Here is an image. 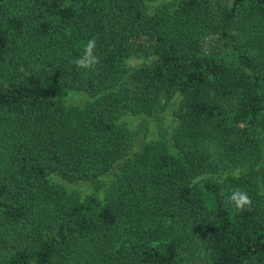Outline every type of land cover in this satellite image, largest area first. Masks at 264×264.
<instances>
[{
  "label": "trees",
  "instance_id": "trees-1",
  "mask_svg": "<svg viewBox=\"0 0 264 264\" xmlns=\"http://www.w3.org/2000/svg\"><path fill=\"white\" fill-rule=\"evenodd\" d=\"M151 1L0 0V264H264V0Z\"/></svg>",
  "mask_w": 264,
  "mask_h": 264
},
{
  "label": "rangeland",
  "instance_id": "rangeland-1",
  "mask_svg": "<svg viewBox=\"0 0 264 264\" xmlns=\"http://www.w3.org/2000/svg\"><path fill=\"white\" fill-rule=\"evenodd\" d=\"M173 0H152L151 6H158L163 3H171ZM68 104H82L93 98L92 95L80 96L71 95L66 97ZM169 105L159 116H146L144 114L124 113L119 120L125 124L133 133L134 142L139 145L143 140L160 139L161 141L171 142L172 129L176 123L172 115V106ZM135 146L137 147V145ZM138 148V147H137ZM69 189L75 190L80 194L95 192V189L87 181L72 182L67 185Z\"/></svg>",
  "mask_w": 264,
  "mask_h": 264
},
{
  "label": "clouds",
  "instance_id": "clouds-1",
  "mask_svg": "<svg viewBox=\"0 0 264 264\" xmlns=\"http://www.w3.org/2000/svg\"><path fill=\"white\" fill-rule=\"evenodd\" d=\"M97 41L95 38L87 40L82 46V53L76 57L72 63L78 68L85 71H91L100 64V58L96 54ZM238 178V177H237ZM227 202L230 204L235 213L243 211H251L253 207V201L246 191L239 188L231 191V194L227 197Z\"/></svg>",
  "mask_w": 264,
  "mask_h": 264
}]
</instances>
